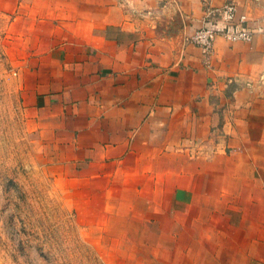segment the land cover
<instances>
[{"label": "crops", "instance_id": "0c3cea01", "mask_svg": "<svg viewBox=\"0 0 264 264\" xmlns=\"http://www.w3.org/2000/svg\"><path fill=\"white\" fill-rule=\"evenodd\" d=\"M223 1L14 3L27 127L127 219L135 264H264V0H236L251 40L204 51L190 36Z\"/></svg>", "mask_w": 264, "mask_h": 264}, {"label": "rangeland", "instance_id": "374dc122", "mask_svg": "<svg viewBox=\"0 0 264 264\" xmlns=\"http://www.w3.org/2000/svg\"><path fill=\"white\" fill-rule=\"evenodd\" d=\"M15 2L0 0V264H135L127 219L104 212L105 201L86 182H69L76 168L49 161L52 148L27 127L17 69L7 57Z\"/></svg>", "mask_w": 264, "mask_h": 264}, {"label": "built area", "instance_id": "2783aa9c", "mask_svg": "<svg viewBox=\"0 0 264 264\" xmlns=\"http://www.w3.org/2000/svg\"><path fill=\"white\" fill-rule=\"evenodd\" d=\"M236 5L235 0H225L220 5L207 6L201 25L190 36L191 41L208 51L217 36L229 41L251 40L256 30Z\"/></svg>", "mask_w": 264, "mask_h": 264}]
</instances>
